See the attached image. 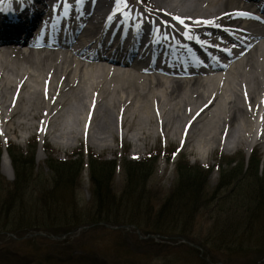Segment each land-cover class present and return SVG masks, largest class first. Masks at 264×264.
I'll return each mask as SVG.
<instances>
[{
    "label": "rangeland",
    "instance_id": "374dc122",
    "mask_svg": "<svg viewBox=\"0 0 264 264\" xmlns=\"http://www.w3.org/2000/svg\"><path fill=\"white\" fill-rule=\"evenodd\" d=\"M199 3L201 12L211 13L213 11L212 5L208 4L206 0ZM129 4L137 5L145 14L150 12L151 0H129ZM185 5L186 2L183 0H164L161 5L164 7L161 10L171 6L175 10L174 13H180L185 9ZM148 16L146 14V19ZM88 69L93 76L102 73L101 78L106 77L103 73L105 71L109 74L115 72L112 69L108 70L106 67L102 68L96 65H89ZM123 72L134 73L130 70ZM106 78L107 85L104 83L106 87L117 85L115 81L110 82V75ZM234 79L236 80V78ZM90 88L88 86L86 91L90 94L93 93V96L96 97L99 91L93 90V86ZM66 92L56 93L55 103H48L47 107L50 108L49 123L46 118H38L34 115L42 110L39 105L33 109L30 106L28 112H24V106H27L24 101L27 94L25 90H22L18 97L17 93L13 97L14 92L12 95L10 92L6 96L8 101L11 96L14 100H19L15 101L9 109V112H13L11 122L9 120L0 126V143L11 141L25 151L30 148L29 140L32 141V137L37 139L36 149H31L33 150V175H37L34 177L35 179L30 180L25 193L37 199L41 206L46 205L50 202L52 192L49 188L50 184L44 180L57 173L46 160L49 157L62 161L82 157V162L79 163L81 169L76 184L78 186L76 196L81 200V205L94 209L90 204L91 168L87 165L89 156L94 155L102 160L114 161L112 173L108 175L110 190L116 197L127 194V205L144 211L142 218L132 223L131 219H124L123 217L127 216L121 215L124 213L121 208L124 204H122L113 210L114 214L119 215L116 219L119 223L107 224L95 221L78 225L73 230L62 231L58 228L54 232L38 229L37 232L42 231L46 235L34 234L27 238H23L26 231L11 232L0 229V264H264V255L232 256L231 249L228 247L229 235L231 240H235L239 233L245 232L244 236L249 239V233L257 231L253 227L250 217L231 220L230 228L232 230L228 228L225 231L229 235L221 234L216 229L223 230L229 222L225 225V221L221 220L214 223L215 227H213L214 221L209 217L210 212L215 214L216 211H219L215 208L231 203L228 200L234 190V185L232 182H227V179L233 174H237L239 167L243 166V170H245L250 163H253V166L256 165L258 174L264 171V144L253 147L252 155H250L252 149H247L249 147L246 146L249 142H252L253 146L256 145L257 136H254L253 127L248 133L249 136H247L248 134L243 136L245 137L244 143L239 142L237 145L228 142L229 139H232L231 136L228 137L229 127L222 133V141L220 140L218 143L211 141V143L198 144L196 141H191L184 144L182 138L177 137V128L183 121L185 122V119L175 121V127L168 125L167 129H161L155 124L152 116L150 132H155L157 135V139L153 141L152 138H144V135L139 131L138 123H133V115L129 112L130 106L124 114L121 115L120 111L119 120L115 117L116 106H111L110 116L109 113L105 115V117L109 116L110 128L107 132H102L100 127L101 106L106 105L110 94L108 97L101 98L98 106L94 105L92 99L85 106L82 101L76 99L75 92ZM226 92L228 98L234 97L232 91ZM151 96L148 94L144 98L147 104L145 111L153 114L154 112L151 111L153 105L152 103L150 105ZM85 111H87L86 114ZM93 115L94 118L89 124ZM84 116L85 118H83ZM123 116H127V121L121 120ZM20 122H24V124H20ZM68 130L74 131L75 137L67 133ZM239 131L242 133V129ZM57 135H62L64 139ZM195 138L193 136L191 139L196 140ZM63 140L64 142H62ZM45 143L49 144V150L44 147ZM156 154L158 155L156 156ZM147 155L156 157L145 164L142 170L131 171L126 168L124 159H142ZM4 156L9 159L7 152L4 153ZM3 159L1 156L0 175L9 182L13 180L14 173L10 161L6 162ZM179 160L189 164L198 163L201 168L203 167L202 169L207 170L198 176L202 183L200 185H203L204 188L197 186L195 190L197 198L193 200V203H197L199 210H195L193 219L172 213L171 216H163V218L161 214L156 220L154 214L164 204V198L172 192L174 187L179 186L177 171ZM232 168L235 169L232 171ZM109 171V169L106 170V172ZM252 177L244 172L237 175V179H242L246 185L253 182ZM135 185L138 186L134 188ZM44 186H46V193L43 199L39 196L42 194L41 187ZM205 189L207 198L204 197V192L200 193ZM213 191L219 197L217 201L210 200L214 194ZM54 193L58 197H67L66 189H63L62 192L56 190ZM131 193L133 196L129 197L128 195ZM236 193L237 190L234 194ZM184 197H188L186 193ZM45 200L48 201L45 202ZM149 202L152 205L153 215L151 216L145 214ZM188 204L192 207L194 205L190 202ZM178 205L176 210H179L181 206ZM123 207L125 208V205ZM127 213L129 214V212ZM145 215L150 219H147ZM180 216L181 218H179ZM19 217H15L16 223L21 221ZM259 217L255 216L253 220ZM156 225L159 228L157 231L153 230V226L156 229ZM165 225L168 228L163 230ZM220 239H222V244H217L220 246V251L214 250L209 257V247L212 242H218Z\"/></svg>",
    "mask_w": 264,
    "mask_h": 264
},
{
    "label": "bare ground",
    "instance_id": "6f19581e",
    "mask_svg": "<svg viewBox=\"0 0 264 264\" xmlns=\"http://www.w3.org/2000/svg\"><path fill=\"white\" fill-rule=\"evenodd\" d=\"M34 1H40L39 3L42 4V0H33L27 9L33 6ZM163 1L151 0V4H149L150 12L147 14L153 18L152 22L155 21L160 25L161 35L158 34L160 35L159 43H164L163 34L167 33L169 36L167 40L170 42H165L164 44H167L169 49L177 47L183 55H186L188 49L194 48V44L190 40L185 39L183 30H178L175 27L177 19L174 16L184 21L188 31L193 36H202L207 43H212L215 33L219 32V30L211 27L208 22H221L223 25L232 23V20L235 17L242 16L241 13H245L248 7L242 0H206L208 4L212 5L213 9L211 13H207L201 12V8L198 5L203 0H183L186 2L185 9L180 11V13H174L175 10L171 6L161 10L164 7L161 6ZM0 4L7 6L5 7L6 11H3L2 14L0 13L2 16L12 17L16 14L25 16L29 13L23 14L25 11L27 12V9L20 10L21 6L15 7L17 6V0H3ZM50 4L52 9L47 7L49 15L57 20L62 16L60 10L63 7V0H50ZM111 5H115V0H91L89 2V11L81 14L79 19L74 22V26L77 30H80V34L75 35L74 38V42L78 43L79 49H71L72 54L57 53L53 50L34 51L32 48L25 53L17 50L15 48L18 47L17 45L10 47L9 44L11 42L8 43L7 40H4L8 39L7 36L0 38V125L7 123L9 120L11 122L13 112H9V109L14 105L15 101L19 100H14L12 96L10 101L6 100V96L10 92L12 95L15 90H18V97L21 91L25 90L27 94L24 101L27 106H24V112H28L30 106L32 109L41 106L42 110L34 115L38 116V118H46L49 123L50 108L47 107L48 103H55L56 93L71 91L76 93V99L82 101L85 106L91 99L94 101V105L98 106L99 100L108 97L110 94L107 102H104L106 105L104 106L103 104L101 106L100 127L102 132H107L110 128L108 117L110 116L111 106H116L117 114L115 117L118 120L120 111L122 115L130 106L129 112L133 115V123H138L140 126L139 131L144 135V138L149 137L153 141L157 139V135L155 132H150L152 116L155 124L161 129H167L168 125L175 127V121L185 119V122L183 121L180 124L181 126L177 128L178 138H182V131L185 133L184 144L191 141H196L198 144L211 143V141L218 143L221 140L222 133L228 127L230 130L228 137L231 136L230 138H232L228 142L236 145L239 142L244 143L245 137L243 136L248 134L252 127L254 129L255 113L258 110L259 102L264 96V33L261 38L252 42L246 49L247 57L245 60H230L218 67L210 76L199 75L179 81L152 76L149 73L142 75L140 73H125L115 70V74L113 72L109 74L105 71L103 72L104 76L110 75V82L115 81L117 83V85L109 86V88L106 87L107 78H101L102 73L100 72V75L93 76L82 59H87L84 50L91 45V42L88 43L89 36L96 29L97 18H109L110 13H106V8L108 10ZM54 6L55 8L53 9ZM132 8L133 14H138V6L134 5ZM37 14L40 15V13ZM37 14L33 15V17L38 16ZM120 18L122 21L124 20L121 14ZM195 18H199L203 23L194 26L197 24L194 22ZM83 22L88 23V25L85 27ZM128 23H132V20ZM23 25L27 27L26 24L23 23ZM248 25L253 27L250 22ZM120 26L118 25L117 28ZM237 26L238 22L236 21L232 30L238 31ZM251 27L248 28L249 32L252 30ZM1 31L8 32L9 36H13L14 34L12 33L15 32L13 29L5 27ZM113 32H117V30ZM142 32L145 33L144 30ZM250 34L252 33L250 32ZM171 36L177 38L176 41H173ZM83 37H87V40L84 41ZM16 39V42L22 40L21 38ZM61 46L68 48L69 43L64 42ZM96 48L101 50L102 46L96 45ZM73 54H76L81 59ZM236 57L237 53H234L232 59ZM113 60L116 59L114 58ZM135 68L140 72L145 71L140 66H135ZM222 84L223 86H221ZM88 86L89 88L93 86V90L99 91L96 97L93 96V93L90 94L86 91ZM228 90L233 92V98L227 97L226 91ZM243 93L246 94V98L243 97ZM148 94L152 95L150 105L151 103L153 105L151 110L154 112L153 114L145 111L147 104L144 98ZM106 113H109L108 117H105ZM93 114L95 115V112ZM94 115L91 117L89 124L93 120ZM123 119L127 121V116H123L121 120L124 121ZM187 123H189V126L185 127ZM20 124H24V122H20ZM258 126L260 131L256 133L257 142L255 146L257 147L264 144V107H262ZM240 129H242V133H240ZM67 133L75 137L74 131L68 130ZM193 136L196 137V140L191 139ZM57 137L64 139L62 135H57Z\"/></svg>",
    "mask_w": 264,
    "mask_h": 264
},
{
    "label": "trees",
    "instance_id": "16d2710c",
    "mask_svg": "<svg viewBox=\"0 0 264 264\" xmlns=\"http://www.w3.org/2000/svg\"><path fill=\"white\" fill-rule=\"evenodd\" d=\"M29 146L30 148L25 153L14 146L8 147V153L14 170V179L7 182L0 175V229L11 232H25L38 229L54 232L58 228L62 231L71 230L76 229L78 225L95 221L105 222L107 224L112 222L119 223L116 220L119 215L117 213L114 214L113 210H116L122 204L125 205V208L123 207L124 205L121 207L124 211L121 215L127 216L123 217L124 219H131L132 223L142 218V212L144 211L137 209V207L127 205V194L116 197L113 191L110 190L108 175L112 173L115 165L114 161L102 160L94 155L89 156L87 164L91 168V203L90 201L89 203L94 209L81 205V200L76 196L78 187L76 184L81 169L79 163L82 162V157L67 161L56 160L51 157L46 160L48 165L54 167L53 169L57 173L51 178L44 180V182L50 184L49 188H51L52 195L50 202L41 206L38 204L37 199L25 193L30 182L37 175H33V150H31L35 148V143L31 142ZM155 157H147L139 161L124 160V163L128 170H142L144 168L143 166L154 160L153 158ZM107 169L110 171L106 172ZM234 169L232 168L231 170L233 171ZM177 171L179 175V186L174 187L172 192L164 198V204L154 214L156 215V220L161 214L163 218V216H171L172 213L175 215L181 214V216L189 219L195 218V210L198 209L197 203H193V200L197 198V191L195 190L197 186L204 188L203 185H200L202 183L199 181L198 176L202 172H207V170L202 169L198 164H189L188 162L179 160L177 163ZM242 172L246 175H252L253 182L246 185L242 179H237V175ZM129 177L132 178L131 176ZM227 182H232L234 185V190L228 200L231 203L225 205L218 203L220 206L219 208H215V210L219 209V211H216L215 214H211L212 212L209 213V217L214 221L212 223L213 227H215L214 223L216 224L221 220L225 221V225L229 222L223 230L216 228L221 234H225L228 228L232 230L230 228L232 225L231 220L239 217H250L252 219V225L257 231L254 233L251 231L249 233V239L244 236L245 232L239 233L235 240H231V236L226 233L229 235L228 247L231 249L232 256L239 257L250 254L262 256L264 255V171L258 174L256 165L253 166V163H250L245 170H243V166L239 167V172L228 178ZM136 186L138 185H135L134 188ZM63 189L67 190L66 198L55 195L54 192L56 190L57 192H62ZM236 190L237 193L234 194ZM41 191L42 194L39 197L44 199L46 186L41 187ZM202 192H204V197L207 198L206 189L200 191L201 194H203ZM185 193L188 196L187 198L184 197ZM213 193L210 200L217 201L219 197L215 191ZM128 196L132 197L133 194L131 193ZM189 202L194 204L193 207L188 204ZM177 205L180 206L181 210L180 208L176 210ZM151 209L152 205L149 202L148 210L145 211L147 216L153 215ZM17 216H20L19 218L21 220L18 223L14 221ZM147 216L146 218L150 219ZM255 216L260 217L253 220ZM166 228H168L167 225L163 227V230ZM158 229L157 225L156 229L153 226V230L157 231ZM257 233L258 235H256ZM231 242L233 243L231 244ZM217 244H222V239L218 242H212L211 247H209V257H211L210 254L214 250L220 251V246ZM223 244L225 243L223 242Z\"/></svg>",
    "mask_w": 264,
    "mask_h": 264
},
{
    "label": "snow or ice",
    "instance_id": "6c2138e0",
    "mask_svg": "<svg viewBox=\"0 0 264 264\" xmlns=\"http://www.w3.org/2000/svg\"><path fill=\"white\" fill-rule=\"evenodd\" d=\"M3 0H0V3H2ZM84 3V0H76V4L82 6ZM115 10L113 11L112 15L109 16V20H112L117 13H120L124 20L123 22L126 23L129 20H133L135 23V26L137 28V30H140L141 25L144 23V19L142 17H135L133 14V8L132 6H130L129 4V0H115ZM73 5L69 2V0H63V15L65 17H67L69 15V13L72 10ZM241 15H247L246 13H241ZM175 19L178 20L179 23L183 24L184 21L182 19H180L179 17H176ZM198 23H203V22H198ZM209 24H213L214 22L209 21ZM219 27V25H214ZM185 28H187V26H185ZM157 34H160V29L156 28L155 29ZM185 39L187 40H195L196 43L200 44L202 47H210L212 45H209L206 41H201L200 38L198 36H193L191 34L190 31H186L185 32ZM163 39L167 40L169 39V36L167 33L163 34ZM174 39V37L172 38ZM159 42V41H157ZM216 47H218V45H216ZM188 51H191V49H188ZM230 51V50H228Z\"/></svg>",
    "mask_w": 264,
    "mask_h": 264
}]
</instances>
